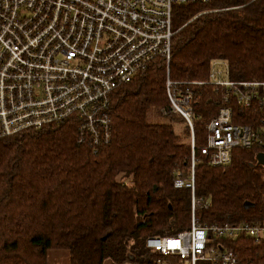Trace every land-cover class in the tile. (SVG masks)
<instances>
[{"label": "trees", "instance_id": "1", "mask_svg": "<svg viewBox=\"0 0 264 264\" xmlns=\"http://www.w3.org/2000/svg\"><path fill=\"white\" fill-rule=\"evenodd\" d=\"M173 28L171 77L208 79L212 60L224 58L233 78L264 79V0L176 3ZM167 73L159 57L114 90L108 139L95 142L73 118L0 137V264H49L51 248L67 249L69 264H189L146 245L193 217L192 188L174 185L179 171L191 173V130L181 114L162 113ZM193 89L196 219H264V145L237 147L231 162L212 165L202 148L222 95L209 83ZM234 108L235 122L260 126L261 110ZM213 238L236 249L238 264H264V242Z\"/></svg>", "mask_w": 264, "mask_h": 264}, {"label": "built area", "instance_id": "2", "mask_svg": "<svg viewBox=\"0 0 264 264\" xmlns=\"http://www.w3.org/2000/svg\"><path fill=\"white\" fill-rule=\"evenodd\" d=\"M208 0H0V137L73 118L95 142L110 137L114 90L132 80L156 58L167 61L164 114H181L191 130L192 169L178 172L174 185L193 191L189 228L173 235H151L146 245L160 254L238 264L234 247L213 235H246L264 242V219L240 223H201L195 209L194 84H212L222 95L208 123L202 148L212 165L231 162L237 147L264 145V79L233 78L228 60L214 58L209 78L175 79L172 58L176 3ZM234 103L261 110L260 126L234 121ZM209 206V201H204Z\"/></svg>", "mask_w": 264, "mask_h": 264}, {"label": "rangeland", "instance_id": "3", "mask_svg": "<svg viewBox=\"0 0 264 264\" xmlns=\"http://www.w3.org/2000/svg\"><path fill=\"white\" fill-rule=\"evenodd\" d=\"M150 117L154 120L163 119L161 113L152 109ZM49 264H69L68 250L65 248H51L49 250Z\"/></svg>", "mask_w": 264, "mask_h": 264}, {"label": "water", "instance_id": "4", "mask_svg": "<svg viewBox=\"0 0 264 264\" xmlns=\"http://www.w3.org/2000/svg\"><path fill=\"white\" fill-rule=\"evenodd\" d=\"M257 161L264 164V150L257 153Z\"/></svg>", "mask_w": 264, "mask_h": 264}]
</instances>
